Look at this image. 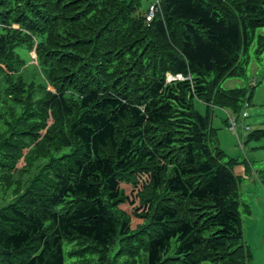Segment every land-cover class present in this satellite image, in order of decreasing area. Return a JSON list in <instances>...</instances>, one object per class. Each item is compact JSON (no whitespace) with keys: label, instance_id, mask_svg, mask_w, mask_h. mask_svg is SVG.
<instances>
[{"label":"trees","instance_id":"16d2710c","mask_svg":"<svg viewBox=\"0 0 264 264\" xmlns=\"http://www.w3.org/2000/svg\"><path fill=\"white\" fill-rule=\"evenodd\" d=\"M140 9L0 0V264H66L65 243L80 264L113 251L125 264L252 262L238 162L212 146V111L250 105L253 88L221 83L245 76L264 0H162L151 21Z\"/></svg>","mask_w":264,"mask_h":264},{"label":"rangeland","instance_id":"374dc122","mask_svg":"<svg viewBox=\"0 0 264 264\" xmlns=\"http://www.w3.org/2000/svg\"><path fill=\"white\" fill-rule=\"evenodd\" d=\"M156 0H141L140 12H146L150 5ZM162 1V0H159ZM151 3V4H150ZM264 35V27L256 31V38L250 47L249 53L242 59L247 60L246 74L243 77H229L221 83L223 89L247 88L254 89L253 98L250 105L242 108L239 115L234 114L230 109L214 108L212 111V125L216 131L212 146L223 150L226 156L223 162L235 159L238 164L247 168L245 176L239 178V193L243 218L244 240L247 242L253 254L250 264H264V52L257 53L258 38ZM33 61L24 53L27 62L24 74L28 79L33 78L36 64V53L32 52ZM37 80L39 77L37 76ZM53 91L54 89L51 88ZM196 109L202 114H206V105L196 100ZM229 116L238 118L236 132L229 124ZM259 133V137L250 138L252 133ZM24 162H20L18 167H22ZM142 190H139L141 192ZM131 204L126 206L129 213L137 212L139 215L144 211L140 197L132 191ZM249 211V212H248ZM141 220L135 216L134 227L140 224ZM78 249L72 243H65L64 252L66 264L82 263L81 256L72 255ZM116 251L111 253L109 264H125L124 258L115 259ZM96 257V256H94ZM90 258L91 257H87ZM136 264H143V257L138 258ZM210 264V263H205Z\"/></svg>","mask_w":264,"mask_h":264},{"label":"built area","instance_id":"2783aa9c","mask_svg":"<svg viewBox=\"0 0 264 264\" xmlns=\"http://www.w3.org/2000/svg\"><path fill=\"white\" fill-rule=\"evenodd\" d=\"M161 10V1L156 0L154 3H152L147 11L146 19L148 21H151L154 19L156 14H158ZM180 78V77H179ZM175 79L173 77H170V80ZM228 124L230 128L236 132L237 126H238V118L234 116H229L228 118ZM141 187H138V190H141ZM137 191L135 192L137 194ZM139 192V191H138Z\"/></svg>","mask_w":264,"mask_h":264},{"label":"crops","instance_id":"0c3cea01","mask_svg":"<svg viewBox=\"0 0 264 264\" xmlns=\"http://www.w3.org/2000/svg\"><path fill=\"white\" fill-rule=\"evenodd\" d=\"M234 172H235L236 176H245L247 173V168L245 166L237 164L234 168Z\"/></svg>","mask_w":264,"mask_h":264}]
</instances>
